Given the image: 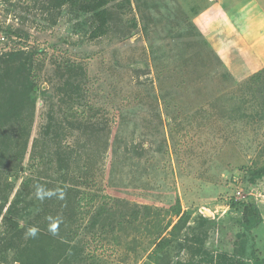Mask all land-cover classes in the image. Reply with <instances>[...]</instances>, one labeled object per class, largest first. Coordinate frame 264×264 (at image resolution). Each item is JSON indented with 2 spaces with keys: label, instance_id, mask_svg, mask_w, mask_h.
Returning a JSON list of instances; mask_svg holds the SVG:
<instances>
[{
  "label": "rangeland",
  "instance_id": "rangeland-1",
  "mask_svg": "<svg viewBox=\"0 0 264 264\" xmlns=\"http://www.w3.org/2000/svg\"><path fill=\"white\" fill-rule=\"evenodd\" d=\"M106 1V34L93 39L97 7L88 0L65 5L58 18L45 14L47 0H0V55L38 51L40 87L20 171L10 158L0 162V204L8 198L6 212L21 193L15 211L26 215L39 181L51 194L63 183L82 191L67 225L58 226L72 213L58 210L59 196L50 226L30 217L36 230L57 234L52 264L264 259V179L248 180L264 165V10L249 0L239 8L232 0ZM67 63L80 74L76 101L63 88ZM51 120L55 131L43 137ZM250 200L261 220L245 241L234 203ZM179 205L189 218L172 233ZM103 207L104 228L93 222Z\"/></svg>",
  "mask_w": 264,
  "mask_h": 264
},
{
  "label": "trees",
  "instance_id": "trees-1",
  "mask_svg": "<svg viewBox=\"0 0 264 264\" xmlns=\"http://www.w3.org/2000/svg\"><path fill=\"white\" fill-rule=\"evenodd\" d=\"M47 2L48 5H44L43 8L45 14H49L50 11L54 9L56 12V18H58L65 5L69 3L74 5L78 2V0H47ZM98 2L99 3H95V0H88V5L90 4L88 8L93 10L97 7L96 15L98 23L91 35L93 39H97L106 34L109 20V12L106 9L108 1L98 0ZM55 20L57 21V19ZM53 24H55V21ZM38 53V51L18 50L0 55V162L2 163L5 159L10 158L9 161L16 164V171H20L19 165H21V160L23 159L26 151L27 141L25 138L30 131L38 100L37 95L40 91L39 82L36 76V55ZM64 69L72 75L66 80L63 87L66 95L72 101H76L73 97H76L78 98L77 100H79V97L82 98L80 79L77 78L78 75L80 76L79 71L75 69V66L72 67V65L68 63L65 64ZM70 112H74V108L70 109ZM55 125V121L51 120L48 126L44 129L43 137L50 136V134L55 131ZM93 127L95 128V126ZM20 137L22 138L21 146L17 145L19 140L18 138ZM60 150H62L61 147L58 152ZM67 168L68 165L63 167L61 172L63 173L65 171L66 173ZM66 176H68V173L65 177ZM262 179H264V165L252 169L249 172L248 180L250 184L255 185L257 181ZM32 180L27 179L24 182L26 188L31 186ZM37 187L39 188L37 189V192L38 190L42 192L38 194L39 201L38 203L32 202L29 205L26 215L22 214L21 217H17L15 211V209L23 201L24 196L21 193H17L6 212L5 209L7 207L6 202L8 198H5L4 202L0 204V215L3 216L2 220L4 226V229L1 232L3 237L0 239V257L3 258L8 255H12L14 258L13 264H52L51 260L53 259L52 255L54 253L53 242L57 238V234H53L51 231L47 232V230L43 228L41 230H36L33 228V224L30 223V217L38 213L37 217L43 221L42 227L47 228L50 226L49 212L53 209V205L58 203L57 199L59 196L61 199H64V204L60 201L62 206L60 208L59 205L58 210L61 211L65 209L72 213L68 216V219H64L62 223L58 222V226L61 227L62 225H67L66 223H70L71 218L77 220V217H75L76 214L74 213L79 211V204H82V198H84H81L82 191H80L78 187L67 183H63L58 187L54 186V189H57H55L54 192L52 191V194L47 190V188L50 187L48 183L39 181L37 183ZM70 199L73 201H70ZM90 201H93V197H90ZM32 204L34 205L33 207ZM234 205H240L243 209L242 218L237 220V223L245 230L244 233H242L243 235L239 234L238 237L242 235L241 237L245 238L246 241V233L251 232L252 229L256 228L260 223V212L257 205L252 200L248 202L237 201ZM101 210H105L104 207L97 213L93 222L94 224H97L102 221L101 224L104 228L105 219L108 218L104 217ZM139 213L140 212H136L134 210L131 215L133 218L132 222L133 220H138ZM174 215L179 218V221L173 226L172 233L180 227L181 223L186 224L189 218L188 215L182 213L181 205L176 208L174 207ZM22 220L25 223L23 228H21L20 222ZM29 229H35L36 234L34 236L32 235L30 239L21 242V238ZM16 238L20 241L19 244H17ZM170 244L171 241L167 239L159 243L155 253L157 259H160V253L163 252L164 248ZM253 256L254 254L252 253V257ZM256 259L257 260L254 264H264V259H260L258 257ZM177 264L193 263L179 262Z\"/></svg>",
  "mask_w": 264,
  "mask_h": 264
},
{
  "label": "crops",
  "instance_id": "crops-1",
  "mask_svg": "<svg viewBox=\"0 0 264 264\" xmlns=\"http://www.w3.org/2000/svg\"><path fill=\"white\" fill-rule=\"evenodd\" d=\"M223 1V0H222ZM230 1V0H229ZM251 1L255 6H257L258 8L261 7L263 10V6L261 3L264 4V0H249ZM232 2L236 3V8H239L240 6H242L244 3H246V0H232Z\"/></svg>",
  "mask_w": 264,
  "mask_h": 264
},
{
  "label": "clouds",
  "instance_id": "clouds-1",
  "mask_svg": "<svg viewBox=\"0 0 264 264\" xmlns=\"http://www.w3.org/2000/svg\"><path fill=\"white\" fill-rule=\"evenodd\" d=\"M53 227H55V226H53ZM30 234L34 236L36 234V230L32 229Z\"/></svg>",
  "mask_w": 264,
  "mask_h": 264
}]
</instances>
